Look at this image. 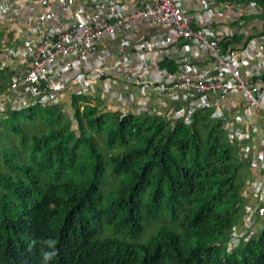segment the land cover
Wrapping results in <instances>:
<instances>
[{"label": "trees", "instance_id": "16d2710c", "mask_svg": "<svg viewBox=\"0 0 264 264\" xmlns=\"http://www.w3.org/2000/svg\"><path fill=\"white\" fill-rule=\"evenodd\" d=\"M96 102L72 96L75 130L43 104L1 122L20 142L0 143V264H264V213L252 239L227 247L255 171L226 118H122ZM37 121L47 129L27 138Z\"/></svg>", "mask_w": 264, "mask_h": 264}, {"label": "built area", "instance_id": "2783aa9c", "mask_svg": "<svg viewBox=\"0 0 264 264\" xmlns=\"http://www.w3.org/2000/svg\"><path fill=\"white\" fill-rule=\"evenodd\" d=\"M259 1L0 0V124L40 104L61 107L73 119L63 102L74 95L101 101L122 118L162 115L191 123L198 111L211 109L213 119L226 118L229 138L242 155L252 154L260 173L247 183L252 202L227 247L247 243L264 213V140L255 152L244 117L225 111L241 103L246 112L264 111V79H249L240 59L252 60L254 73L264 69V55H253L264 34L241 51L225 45L238 36L239 21L261 19ZM234 8L235 21H221Z\"/></svg>", "mask_w": 264, "mask_h": 264}, {"label": "crops", "instance_id": "0c3cea01", "mask_svg": "<svg viewBox=\"0 0 264 264\" xmlns=\"http://www.w3.org/2000/svg\"><path fill=\"white\" fill-rule=\"evenodd\" d=\"M246 5H249V4L246 3ZM236 11H237L236 8H234L233 13L223 12L224 19L221 21L229 22V23H232L233 21H235V18L233 16ZM237 24L240 27V32L238 36L242 37L241 39L239 38L237 39L238 41H240V44H236L234 43L232 39H229L228 44L225 45V48L228 47V45L235 44L237 49L241 51L246 46L250 38L264 34V20L262 19H259L256 21V19L244 18L242 19V21H239ZM253 55L257 56L258 58L264 55V43H261L257 46ZM240 59L243 63L242 71L246 76H248L249 79L251 80H254L257 78L264 79V69L260 72L254 73L252 71V68L254 67V62L250 59H245L242 56H240ZM201 61L203 65L207 64V61L204 57H202ZM212 71H215V70L213 69ZM237 100L240 101L239 98ZM63 104L65 106L64 108L67 111L71 110V106H70L71 98H67L66 100H64ZM176 106H178V104L174 105V107ZM242 106L243 104L241 103V105H239L238 108L233 109L231 111H228V110L225 111V114L227 117L234 116L235 114H241L244 117V122L243 124H241L242 128L245 130H249L252 136L250 145L253 147V150L255 152H260L262 151V142L264 140V111L253 110V111L246 112L245 108L244 107L242 108ZM161 112L164 114L166 110L161 109ZM255 127L258 129V131L252 134L251 129ZM252 169L255 171V179H256L257 177H259L260 173L257 169H254V168Z\"/></svg>", "mask_w": 264, "mask_h": 264}, {"label": "rangeland", "instance_id": "374dc122", "mask_svg": "<svg viewBox=\"0 0 264 264\" xmlns=\"http://www.w3.org/2000/svg\"><path fill=\"white\" fill-rule=\"evenodd\" d=\"M3 79L2 77H0V82H2ZM64 115H68L64 112H62ZM69 116V115H68ZM77 127L76 125L72 122V129L75 130ZM23 129L25 130L26 134H27V138H29L32 134H37V133H41L43 131H45L47 129V127H45V125L42 122H34L33 124L29 123V124H24L23 125ZM7 138H9V142L11 143V145H13V148L18 149V144L20 142V138L17 135L9 134L4 132L2 134V137L0 136V143H4V145L7 144ZM26 146V148L28 147V145H24ZM19 153H21V155L24 154V150L19 151ZM23 158V157H22ZM156 226H147L146 230H144V232L142 233V235L140 236V238L138 239L139 242H145L147 240V238L154 233ZM227 240H229V237L227 238Z\"/></svg>", "mask_w": 264, "mask_h": 264}]
</instances>
